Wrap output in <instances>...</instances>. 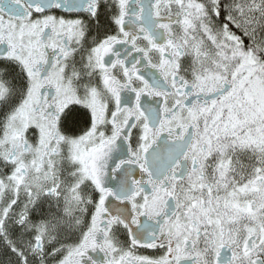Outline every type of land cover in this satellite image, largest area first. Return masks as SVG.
I'll return each instance as SVG.
<instances>
[{"label":"snow or ice","instance_id":"1","mask_svg":"<svg viewBox=\"0 0 264 264\" xmlns=\"http://www.w3.org/2000/svg\"><path fill=\"white\" fill-rule=\"evenodd\" d=\"M0 264H264V0H0Z\"/></svg>","mask_w":264,"mask_h":264}]
</instances>
